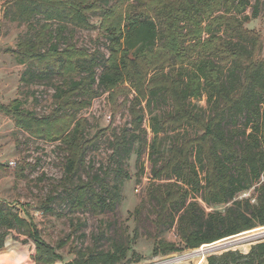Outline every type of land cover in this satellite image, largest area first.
Here are the masks:
<instances>
[{"label": "trees", "instance_id": "obj_1", "mask_svg": "<svg viewBox=\"0 0 264 264\" xmlns=\"http://www.w3.org/2000/svg\"><path fill=\"white\" fill-rule=\"evenodd\" d=\"M91 16L99 20L98 39L106 41L107 55L74 45L76 30L94 29ZM258 16L250 0H9L3 19L29 30L6 51L26 67L20 81L60 80L53 86L50 115L37 117L19 99L1 105L0 114L30 138L58 143L65 153L64 202L73 211L102 215L116 210L122 184L132 179L123 164L134 145L147 146L142 103L170 104V114L149 120L153 137L147 147L156 158L146 197L134 215L149 206L157 229L174 228L181 244L158 241L153 255L204 248L264 227V44L245 28ZM126 83L134 93L128 103L130 127L111 133L112 153L102 175L94 173L75 185L90 145L85 135L89 122L77 114L102 94L112 101ZM199 99L207 102L205 116L191 105ZM185 126L197 134L178 135L161 153L162 132ZM252 191L253 197L241 198ZM199 202L225 208L207 213ZM10 231L33 242L35 264L62 262L30 222L0 202V249ZM129 251L126 244L107 252L78 251L63 264H121ZM206 262L264 264V242L253 244L246 254L209 255Z\"/></svg>", "mask_w": 264, "mask_h": 264}, {"label": "rangeland", "instance_id": "obj_2", "mask_svg": "<svg viewBox=\"0 0 264 264\" xmlns=\"http://www.w3.org/2000/svg\"><path fill=\"white\" fill-rule=\"evenodd\" d=\"M2 1V0H0ZM9 0H5L7 4ZM251 6H256L259 16L251 19L245 28L254 30L264 44V0H250ZM251 14V9L247 10ZM91 24L94 29L76 30L73 42L75 47L88 50L90 53L98 51L100 56L107 55V43L99 37L97 30L98 18L91 16ZM38 24L37 20L33 22ZM26 24L10 22L3 19V11H0V106L19 99L21 107L26 111H32L37 117L50 115L54 109L52 104L53 86L57 85L59 78L44 80L39 83L25 84L20 76L26 67L19 63L15 56L8 54V49H14L18 40L28 35ZM264 52V51H263ZM264 54V53H262ZM100 69L97 70L99 73ZM128 84H123L112 101L109 94H102L91 101L88 109L78 112L79 118H85L89 122L85 135L88 144L84 159L85 166L76 176L74 184L87 182L94 173L102 175L107 166V161L112 153L110 142L112 132L118 133L122 128H129L128 104L133 98V92L127 91ZM128 99V100H127ZM192 107L197 106L207 115L208 105L205 99L191 101ZM115 107H114V105ZM143 126L148 133L147 146L153 137L149 129L150 117L163 118L172 112L170 104L152 103L149 107L142 103ZM109 123V124H108ZM104 135L100 131L106 129ZM230 129V126H224ZM196 131L189 127H182L176 132L165 131L159 136L160 152H166L169 145L175 143L178 135L195 136ZM237 137V136H236ZM243 138L240 137L239 141ZM93 143V144H91ZM144 148L140 144L134 145V151L123 164V169L132 179L122 184L120 188V201L114 212H106L102 215H93L88 211H73L64 202L65 194L62 187L63 159L65 153L58 143L49 144L33 138L15 127L13 120L3 113L0 114V202H5L20 216L30 222L39 232L40 238L49 243L61 255L63 264L77 257L78 251H112L116 245L126 244L130 251L121 264H165L174 256L193 255L196 251L183 250L179 253L165 255H153V246L158 241L169 242L180 246L178 234L174 228L157 229L154 216L149 206H146L139 217L134 215L135 208L143 201L147 189L151 184L150 168L153 159L150 157L149 147ZM100 169L101 172H100ZM22 170V171H21ZM112 185L114 179L109 177ZM251 194L241 195V198L253 197ZM53 198L50 203L49 199ZM253 199V198H252ZM206 212H222L225 206L207 207L202 204ZM68 236L70 239L67 241ZM243 237V238H242ZM248 237V238H247ZM255 239L248 243L246 248H223L219 251L206 252L209 255H220L228 251H240L246 254L251 246L264 242V227H258L252 231L239 234L231 239L209 244L206 248L211 250L227 243H236L241 240ZM4 246L0 249V264H35L33 242L15 231H10L5 237ZM65 241L61 248L59 245ZM211 249H210V248ZM209 248V249H208ZM198 250V249H197ZM195 255V254H194ZM199 256H191L180 261V264H196Z\"/></svg>", "mask_w": 264, "mask_h": 264}, {"label": "built area", "instance_id": "obj_3", "mask_svg": "<svg viewBox=\"0 0 264 264\" xmlns=\"http://www.w3.org/2000/svg\"><path fill=\"white\" fill-rule=\"evenodd\" d=\"M203 246H208V245H203ZM202 247V246H201ZM210 248V247H209ZM208 248V249H209ZM211 249V248H210ZM194 250H196L194 253H193V255H183V256H180V257H177V256H174L173 258H171L170 260H167V261H165V264H180V261H183V260H185V259H189V258H191V256H199V259H202V260H204V257L206 256V254H208V253H206V252H210L209 250H207V248L205 247V249L204 250H202V248H198V250L197 249H194ZM194 250H191V251H194ZM195 254V255H194ZM159 264V263H158ZM161 264V263H160ZM163 264V263H162Z\"/></svg>", "mask_w": 264, "mask_h": 264}, {"label": "bare ground", "instance_id": "obj_4", "mask_svg": "<svg viewBox=\"0 0 264 264\" xmlns=\"http://www.w3.org/2000/svg\"><path fill=\"white\" fill-rule=\"evenodd\" d=\"M243 238V237H242ZM248 238V237H247ZM255 239V237H252L251 239H246V240H241V241H238L236 243H227V244H223V246H220V247H216V248H213L209 251H219V250H223V248H238L240 247L241 249L242 248H246L247 244L252 242L253 240ZM201 248V247H200ZM205 248V247H204ZM204 248H202V250H204ZM220 252V251H219ZM203 260L201 259L200 261L196 262V264H203L202 263Z\"/></svg>", "mask_w": 264, "mask_h": 264}, {"label": "crops", "instance_id": "obj_5", "mask_svg": "<svg viewBox=\"0 0 264 264\" xmlns=\"http://www.w3.org/2000/svg\"><path fill=\"white\" fill-rule=\"evenodd\" d=\"M5 7H6L5 0L0 1V11L1 10L3 11Z\"/></svg>", "mask_w": 264, "mask_h": 264}, {"label": "water", "instance_id": "obj_6", "mask_svg": "<svg viewBox=\"0 0 264 264\" xmlns=\"http://www.w3.org/2000/svg\"><path fill=\"white\" fill-rule=\"evenodd\" d=\"M230 239V238H229ZM228 251V250H227Z\"/></svg>", "mask_w": 264, "mask_h": 264}]
</instances>
